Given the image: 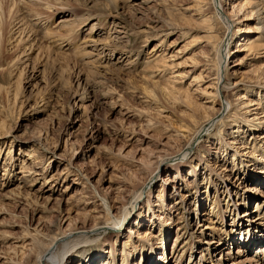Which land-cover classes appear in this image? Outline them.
Masks as SVG:
<instances>
[{"label":"bare ground","instance_id":"bare-ground-1","mask_svg":"<svg viewBox=\"0 0 264 264\" xmlns=\"http://www.w3.org/2000/svg\"><path fill=\"white\" fill-rule=\"evenodd\" d=\"M3 1L0 0V45L3 42L6 19L15 12L17 14L15 24L11 27L16 35V43L8 45V48L21 49V53L13 59L12 66L37 47L32 66L34 68L36 61L43 59L44 64L39 70L42 77L44 70L48 68L58 77L67 74L69 81L70 75L77 70L74 82L80 88L86 86L84 71L76 68L69 55L91 58L94 52L87 51L84 47L79 48L74 43L72 45L67 37L80 32L82 27L95 18V12L91 13L89 10L105 12L109 18L107 23L112 21L110 23L113 26L119 27L116 41L128 44L127 37L123 35L128 31L125 17L143 12L149 14L156 11L158 6L163 7L168 14L167 18L149 17L146 25L136 29L144 46L157 40L145 57L144 67L136 74L139 78L136 84L140 83L139 88L145 90L142 98L153 94L160 96L167 104L171 102L181 107L176 117L185 129H175V133L161 139L156 151L136 159L133 149L137 144L134 143H141L145 139L139 137L138 132L145 128H156L161 123L150 116L139 128L135 124H127L130 114L118 105L120 116L116 122L109 123L121 126L115 133L120 143L113 144L111 152L117 159L133 165L135 173L145 175L141 179L134 177L135 173L129 174L134 178L129 182L125 181L130 183L132 189L130 201L124 196L125 179L117 182L112 177L115 171L113 165L100 164L98 167L94 159L92 162L96 164V168L88 170L86 163L82 162L86 153L78 154L72 147L69 150L68 146L73 145L75 140L72 131L67 132L68 137L63 147L62 140L50 147L49 143L46 144L45 137L25 139L18 136L19 149L24 147L27 152L18 171L19 175L12 173L18 176L14 190L19 196L13 202L18 204L25 200L38 208L33 212L23 236L19 238L15 254H0V264H136L138 259L137 264H144L147 253L150 255L148 264H171L172 260L183 263L182 256L198 247L191 240L209 232L213 234V238L204 240L205 248L200 251V259H191L192 264H230L231 257H235L231 264H264V231L260 233L250 220L239 216L235 223H240L241 228H245L248 233H245L247 236L243 234L239 239H233L235 235L229 230L231 225L223 218L224 213L218 204L223 192L219 189L227 186L231 191L227 180L238 188L237 191L249 193L244 179L240 177L232 180L235 173L243 175L246 181L255 180L264 186V0H123V4H128L126 8L119 0H73L76 5L88 9L87 15L83 14L84 17L78 14V6L69 4L71 0H20L19 3L13 0L7 11L3 8ZM21 1H24L23 7L27 8L26 14L32 15L31 20L36 24L43 12L37 7L50 12L49 16L46 15L48 24L46 22L47 26L44 25L45 32H41L43 40L49 45L42 43L41 37L37 36L28 45L22 43V33L27 27L21 17ZM62 13L66 16L57 19L56 15ZM148 14L146 13V17ZM216 22L222 28L220 36L215 34ZM98 23L91 24L85 33L86 41L93 42L94 46L98 42V39H94V33L102 30L106 22ZM97 26L99 29L95 31ZM198 30L205 33V47H210V42L213 44L215 69L212 75L211 69L208 70L202 59L203 64H200L196 57L198 53L190 50L191 38L182 47L175 49L180 37H189ZM172 32L176 34L168 43V36ZM236 43L237 47L234 48ZM21 45L24 46L21 48ZM107 48L109 55L118 53L125 57V63L117 70L121 73L129 65L130 56L115 45H108ZM186 51H190V55L184 56ZM31 59L26 58L22 63ZM28 64L29 62L21 68L20 74H23ZM2 70L5 69L0 68V72ZM113 71H99L97 76L100 73L103 79L112 78L115 75ZM92 72L93 69L90 74ZM92 91L94 90H86L85 87L83 92L81 90L82 93H73V107L85 108L89 113L97 114L98 107ZM116 102L112 103L115 105ZM44 107L48 109L47 101L44 102ZM117 109L113 108L109 117ZM169 112L166 107L157 108V115L161 119H168ZM166 121L162 128L170 132L173 129L172 123ZM3 129L8 130L0 119V138L15 146L14 138L17 136L11 130L2 134ZM90 137L98 139L99 128L94 129ZM174 140H177L176 144H173ZM256 151L260 155L257 159V155L253 156ZM107 155L110 156V153ZM8 167L7 171L3 169V176L6 175L7 178L12 170L10 165ZM215 174L226 178L223 181ZM60 186L62 188L59 189ZM172 189L177 192L173 194ZM192 192L196 196L195 203H190L188 199ZM259 194L263 196L264 189L253 199L248 198V201L258 202L264 210V202L260 200ZM176 195L177 198L173 200ZM10 196L4 195L6 198ZM183 203L188 221L180 226L179 221L173 220V214L177 205L179 207L181 204L180 208H183ZM204 215H207L205 220L202 219ZM176 222L179 225L178 236L170 248V231L177 226ZM217 223H221V229L227 235L226 242L217 247L215 252H210L211 248L219 245L218 239L222 238L217 233L219 227L213 225ZM157 227L162 229L160 232L166 233L161 236L162 242L158 241L159 235L155 233L152 238L146 237L158 231ZM184 231L188 233V237L180 240ZM6 238L1 236L0 240L4 241ZM237 244L238 247L232 251L233 245ZM206 253L209 254L208 258ZM17 254L20 259H16Z\"/></svg>","mask_w":264,"mask_h":264},{"label":"rangeland","instance_id":"rangeland-1","mask_svg":"<svg viewBox=\"0 0 264 264\" xmlns=\"http://www.w3.org/2000/svg\"><path fill=\"white\" fill-rule=\"evenodd\" d=\"M119 1H121L120 4L122 6H125L124 8H126L128 4H123V0H119ZM19 2L20 0H17V3ZM12 3L13 0H4L3 8L7 11ZM23 3L24 1H21V7L23 9L22 10L23 15L21 14V17L24 18V21L26 23L25 25L27 28L26 31L22 33L23 36L22 43L24 44L25 42L28 45L33 41L32 39L35 36L41 37V39L43 40L41 32H43L46 29L44 27L47 26L48 24L47 16L50 15L49 14L50 12L44 10L43 8L37 7L43 12L40 14L39 18L41 19H39V23L36 24L35 22H33L34 20H31L33 19L30 17L32 15H30L29 13L26 14L25 10L27 8L25 9L24 8L25 6L23 7L22 5ZM69 4L73 7L78 6L73 0H71ZM78 8L79 9H77V12L79 15H83V14L87 15L88 9L80 5L78 6ZM162 8L160 6L157 7V10L160 13L157 10L153 11L154 13L150 12L149 14L148 12H146L148 14L147 17L145 12H143V14L140 15L136 14V16L135 14L133 16L129 15L130 18L129 16L125 17V24L128 26V31L126 35L125 33L123 35L127 37L128 44L125 43V41H120V42L116 41V35H117L116 31H118L117 29H119V27L117 25L113 26L112 23H110L112 21H109V23H107L106 20L109 19L107 18V14L101 11L102 13H104L102 14L100 11L97 10L94 11L89 10V12L91 13L95 12L94 13L95 18L92 19L86 26L82 27L80 32H77L75 34L73 33L72 36L67 37L70 38L69 40H71L70 43L72 45L76 44L77 46H79V48L84 47L86 48L87 51L90 50L94 52L92 53L93 55L91 58L89 57L82 58V56L80 55H75L70 53L69 56H71V59H73L72 60L74 61L73 63L76 64V68L84 71L83 77L85 79L86 90L88 89L94 90L92 91V93H94L95 95L94 101L97 103L96 107H98V109H96L97 114H92V112L89 113V110H86L85 108L73 107V101H72L73 100L72 98L74 96L73 93L75 92L80 93L81 90L83 92L85 88L84 85L81 86V88L78 87L74 82L75 81L74 76H75V72L77 73V70L74 71V74L70 75V80L67 81L68 80L67 74L66 76L62 75L58 77L55 76L52 70L50 71L48 68L47 69L49 71L47 69L44 70V75H43L44 79H43L42 73L40 74L39 71L40 69H42V66L44 64V62L42 61L43 59H38L36 61V65L33 68L32 61L34 60L33 57L37 52L36 51L37 47H35L32 51L27 52L26 57L25 58L23 57L24 59L21 58L20 61H18L15 65L12 66L13 59L21 53L20 51L21 49L9 50L8 48L9 47L8 45H13L14 43H16V35H14L13 28H11L15 24L14 20L17 17L16 12L6 19L3 42L0 45V48L3 47L2 50H0V65H1L0 68L5 69L0 72V89H1L0 113L2 114L1 115L2 118L0 116V119L2 120L4 126L7 127L8 130H11L12 134H14L17 137L14 138V141L16 142L15 146H13L9 141L0 138V142H1L0 143V237L1 236L7 237L6 239H4V241L0 240L1 255L7 256L10 253H11L10 255L15 254L14 252L17 251V245L19 244L18 240L23 236L24 230L28 225V222L33 212H35L36 209L38 208L37 205L28 204L25 200H22L23 202L18 204L13 202L14 200H17L19 197L17 195V191L14 190V187L16 186V179L18 177L15 175H19L18 171L23 164L22 161L26 158L25 154L27 152V150L24 147H22L21 150L19 149L18 144L20 142L19 141L20 138H18V136H22L25 139H30V138L34 139L38 136L45 137L46 144L49 143L48 146L50 147L55 145V143L57 142L60 143L62 140L61 147H63L65 143V139L68 137L67 132L72 131L75 140L73 145L68 146L69 150H71L70 148L72 147L78 154H81L83 152L86 153L84 159H82V162L84 161L86 163L85 165L87 169L88 168L90 170L95 169L96 164L98 167L101 166L100 164H111L115 167L114 174L112 175L113 179L119 182L124 178L125 179L124 182L125 181L129 182V180L131 181L132 179H134L131 175H129L130 173L136 172V170H134V166L133 165L131 166L130 164H128L127 161L125 162V160L117 159L118 157H116V155L111 152V148L113 144L115 145L116 143H120L117 140V136L115 133L117 132L118 128H120L121 126L116 123L115 126H112L109 123L112 121L116 122L117 118L120 116L119 115L120 113L118 111L119 109H117L119 107L118 105H121L124 108L123 111L125 112L127 111L130 114V116L127 117L129 122L127 124L130 125L135 124V126L139 128L142 123H145L146 118L150 116L153 118H157L161 123V125H158V127L156 128L153 129L145 128V130H140V132H138L139 137L145 139L141 143L138 142L134 143V145L137 144L133 149V153L135 155L134 157L136 159H141L143 156H147L148 154L156 151L158 147V143L161 141V139H163V137L167 136L168 134L175 133L174 132L175 129H180L181 131L185 129V127H182L181 121L176 117V113L179 109H181V107L171 104V102H168L167 104L160 96L156 97L153 94H149V96L142 98L141 96L144 95L143 91L145 90L139 88L140 83L136 84L137 81L139 80L136 74L141 70V68L144 67L143 64H145L144 62L146 61L145 57L147 56V53L150 51V48L153 46V44L157 42V40H155L152 43L144 46L145 43L143 42L142 37L139 36L140 35L138 33L139 31L136 29L138 28V26L146 25V23L149 22V17L152 18L154 16H160L167 18L168 14L165 12L166 10ZM79 11L81 12L79 13ZM64 16L66 15L62 13L61 15H56V18L59 19ZM138 16L140 17L138 18ZM178 17L181 20H183L182 17L180 16ZM96 22L99 23L106 22V23L102 30L99 29L98 26H97L98 28L95 27V31H97V29L99 30L96 32V34L94 33V39L96 40L98 39L97 45L94 46L95 44L93 45V42L86 41L85 33L87 32L88 27L91 26V24H96ZM215 29H216L215 31L216 36H220L222 28L218 23L215 24ZM28 30L29 32H27ZM26 32L27 35H25ZM175 34H176L175 32H172L171 35L168 36V43ZM203 36H205V33L201 30H198L195 31L189 37L186 38L180 37L179 41H177V44L175 45V49L182 47V45L185 44V42H187L186 40L188 38H191L192 47H190V50L192 49L194 53H198L196 57L200 61V64H203L204 61L206 67L209 68L208 70L211 69L210 73L212 75L215 69V67H213L214 66L213 63L215 62V56H214L215 52L214 50H212L213 47L212 42H210V47H205L206 46L204 41L205 39L203 38ZM41 39L39 38V40ZM198 39H202V41L199 42ZM41 42L47 44V42H45L44 40ZM123 42L124 44H122ZM104 43L107 45H105ZM108 45L109 46L115 45V47H118L121 50L124 49L126 55L130 56V59L128 60V62L130 63L129 65H127L128 68L127 66L124 67V70L121 73H119V71L117 70L118 67L122 66L125 63V57L123 56L121 57L118 53H115L114 55H109L108 54L109 49L107 48ZM23 46L24 45H21V48ZM105 46L107 47L105 48ZM236 47H237V43L236 45H234V48ZM189 53L190 51L189 52L186 51L184 53L185 55L184 54L183 55L184 56L190 55ZM26 58H32V59L31 61H26L25 63H22ZM200 59H202L203 61ZM28 62L29 64L27 67H25V70L22 72L23 74H20L21 68L26 66ZM92 69L93 72L92 74H90ZM103 70H108V71L114 70L113 72L115 73V75L112 78L109 77L110 79L109 78L103 79L100 73H99L100 76L99 75L97 76V72L99 71L102 72ZM95 76L98 77L96 78L97 80L96 79L94 80ZM191 78L192 76L189 78L188 81H190ZM99 81L101 83H99ZM45 82H47V85L45 84ZM96 82L98 83L96 84ZM135 85L137 88H135ZM116 100L119 103L116 102ZM45 101L48 102L49 105L48 109H45L44 107ZM112 102H116L117 104L114 105ZM158 106L166 107L170 110L169 112L170 114H168L170 116L168 117V119L167 118L161 119L157 115ZM113 108L114 109L116 108L117 111L116 113H114L112 117H109L111 116V114L109 113L113 110ZM107 114L109 115L107 116ZM166 120H169L172 123L173 129L170 130V132L162 128L164 125H166L167 123ZM96 128H99L100 130V137L98 139L93 140L90 137V135H92L93 130ZM8 130L3 129V132L1 133L4 134L5 131ZM143 135L145 137H143ZM2 141L5 142L2 143ZM176 141L177 140H174L173 144H176ZM28 145L29 142L27 141L26 146ZM105 148L107 150H105ZM108 152L110 153V156L107 155ZM257 153H258L257 151L254 152L253 156L255 157ZM259 157L260 155H257L256 159ZM94 159H96V164L92 162L94 161ZM8 165L12 167L9 178H7L6 175L3 176V172H4L3 169L7 171V169L9 168ZM219 165L220 164H218V167ZM222 166L224 167V165ZM12 173L15 175H13ZM215 175L217 178L223 181L226 178V176L220 174H215ZM233 175L235 176L231 177L232 180L234 179L237 180L240 177L241 179H244V184L246 185V187L248 188L247 190L250 193L249 194L245 191L244 192L237 191L238 188L235 187L232 183H230L229 180H227L226 183L231 187V191L228 190L227 186L219 189L220 191L223 192L221 194L220 201H218V204L224 213L223 218H226L227 223L231 225L229 230H231V232H233V234L235 235L233 236V239H239L243 234L246 235L245 233H248V231L245 230V228L244 229L241 228L242 225L240 223H235L238 220L239 216H241L243 219L245 218L244 220L247 219L250 220L252 226L255 228L257 227V229L261 233L262 231H264V210L261 208L259 204H257L258 202L255 203L252 201H248V198L253 199L255 196H257V194L261 191V189H264V186L263 184H260L255 180L246 181V178L243 177V175L241 174L235 173ZM134 177L142 179L145 177V175L142 176L141 174L138 175L137 173H135ZM125 187L126 190L124 191L125 194L124 196L127 198V200L130 201L132 199V195H131L132 189L130 183L125 182ZM58 188L60 189L62 188V186ZM172 192L174 194L175 192H177V190L172 189ZM70 193L72 194L73 190ZM5 194H10L11 195L10 198L4 197ZM263 196L260 195V200L262 202H264ZM174 198H177V195L173 197V200ZM195 198H196L195 193L192 192L188 199H190L189 200L190 203H195L194 201ZM182 205L183 208H180L181 204L179 205V207L177 205L176 207L177 210L174 209V214H173V220L175 219V221H179L180 226H183L184 222L188 221L187 219L188 214L185 209V203H183ZM192 214H193L192 216H195V213ZM205 217H207V215L202 216V219L205 220ZM216 219L218 220V218ZM149 224L150 222L147 223V225ZM213 225L219 227L217 233L219 235H222V238L218 239L219 245H216V247L211 248L209 250L210 252H215L217 247H221V245L224 242H226L225 237L227 236L224 233V231L221 229L220 226L221 223H217ZM178 226L179 225L177 223V226H175L170 231L171 233L168 241V246L170 248L173 247V243L178 236L177 235ZM160 227H162V225H160ZM157 229L159 230L156 232H152V234L146 237L152 238L155 233L156 235H159L158 241L162 242L161 236H165L166 233L160 232L162 231L161 228L157 227ZM167 233H169V231ZM184 237L186 238L188 237V233L185 231L184 233L182 232L181 234L182 239L180 238V240H183ZM208 238L209 239L213 238V234L211 232L203 234L201 237L196 238V240H191L192 243H195L198 246L196 250L193 252H187L186 256H182L181 260L183 261V263H178L177 261L172 260L171 264H192L193 262L191 263V259L192 261L193 260L199 261L200 251H202L203 248H205L204 240ZM154 241L155 240L153 239V242ZM181 247L182 246H180V248ZM237 247L238 244L233 245L232 251H235L234 249H236ZM233 254L235 255V253ZM206 256L208 258L209 254L206 253ZM15 257L16 259H20L19 254H17V256L15 255ZM234 259L235 257H231L229 263L231 264V262L234 261ZM145 260L147 261H145L144 264L145 263L148 264L150 260L149 253H147ZM137 261H139V259Z\"/></svg>","mask_w":264,"mask_h":264}]
</instances>
